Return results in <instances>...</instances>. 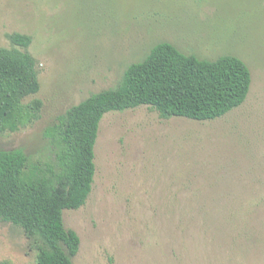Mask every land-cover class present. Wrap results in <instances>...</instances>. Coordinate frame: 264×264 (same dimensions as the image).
Masks as SVG:
<instances>
[{
    "label": "rangeland",
    "instance_id": "1",
    "mask_svg": "<svg viewBox=\"0 0 264 264\" xmlns=\"http://www.w3.org/2000/svg\"><path fill=\"white\" fill-rule=\"evenodd\" d=\"M31 36L42 102L35 121L0 128V149L47 157L43 131L125 68L169 42L199 58H241L245 101L222 117L104 114L91 192L63 210L80 238L73 264H264V0H0V46ZM39 244L0 220V264H37Z\"/></svg>",
    "mask_w": 264,
    "mask_h": 264
},
{
    "label": "trees",
    "instance_id": "2",
    "mask_svg": "<svg viewBox=\"0 0 264 264\" xmlns=\"http://www.w3.org/2000/svg\"><path fill=\"white\" fill-rule=\"evenodd\" d=\"M7 38L10 46H0V128L15 129L38 119L42 102H23L40 88L26 50L31 36ZM251 81L248 65L235 55L205 59L169 42L155 44L125 68L116 87L90 94L45 127L47 157L40 166L20 149H0V220L39 244L37 264H73L80 238L65 228L63 210L79 208L91 192L104 114L148 105L162 118L215 119L245 101Z\"/></svg>",
    "mask_w": 264,
    "mask_h": 264
}]
</instances>
